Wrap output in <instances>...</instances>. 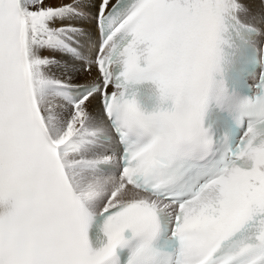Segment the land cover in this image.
<instances>
[{"label":"snow or ice","instance_id":"snow-or-ice-1","mask_svg":"<svg viewBox=\"0 0 264 264\" xmlns=\"http://www.w3.org/2000/svg\"><path fill=\"white\" fill-rule=\"evenodd\" d=\"M0 264H264V0H0Z\"/></svg>","mask_w":264,"mask_h":264}]
</instances>
